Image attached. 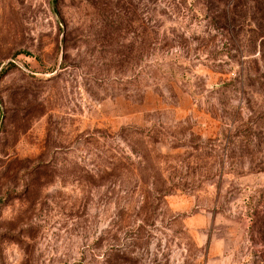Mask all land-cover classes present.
<instances>
[{"label": "rangeland", "instance_id": "rangeland-1", "mask_svg": "<svg viewBox=\"0 0 264 264\" xmlns=\"http://www.w3.org/2000/svg\"><path fill=\"white\" fill-rule=\"evenodd\" d=\"M0 264H264V0H0Z\"/></svg>", "mask_w": 264, "mask_h": 264}]
</instances>
